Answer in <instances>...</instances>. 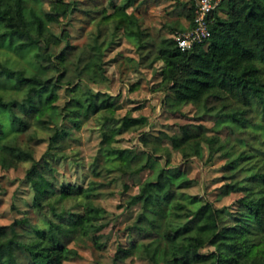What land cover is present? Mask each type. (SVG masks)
I'll use <instances>...</instances> for the list:
<instances>
[{
	"label": "trees",
	"instance_id": "16d2710c",
	"mask_svg": "<svg viewBox=\"0 0 264 264\" xmlns=\"http://www.w3.org/2000/svg\"><path fill=\"white\" fill-rule=\"evenodd\" d=\"M189 1L182 12L188 25H177L175 33L193 26L196 3ZM134 2L123 0L110 13L102 12L101 21L112 24V30L99 41V29L90 44L79 48L66 41V32L53 35L48 26L67 15L69 3L55 0L54 14L26 0H0V47L22 59L29 56L25 67L0 59V165L30 162L25 179L37 216L36 221L22 216L0 224V264H63L78 257L72 243L104 246L101 238L110 220L95 202L100 185L88 179L85 186H57L48 176L53 162H80L66 150L75 140L73 130L88 123L101 138L89 165L92 175H129L137 186L125 203L127 211L137 207L126 228L129 241L116 248L109 264H123L135 253L150 264H264V150L248 139L259 136L264 142L258 132L264 121V0H222L210 16L208 38L186 51L173 37L154 43L134 13ZM118 36L149 60L169 110L190 105L198 119L212 125L186 124L177 135L161 137L144 131L146 117H116V98L104 91L110 84L104 57ZM62 90L66 101L60 105ZM30 128V140L38 132L48 136L39 159L18 142ZM129 130L138 131L140 144H150L152 151L119 147L116 137ZM163 138L182 162L203 161L204 147L205 162L220 154L227 180L220 193L237 195L234 204L216 207L204 195L187 193L192 180L170 165L168 152L157 156ZM144 171L148 175L142 180Z\"/></svg>",
	"mask_w": 264,
	"mask_h": 264
},
{
	"label": "rangeland",
	"instance_id": "374dc122",
	"mask_svg": "<svg viewBox=\"0 0 264 264\" xmlns=\"http://www.w3.org/2000/svg\"><path fill=\"white\" fill-rule=\"evenodd\" d=\"M123 0H63L69 3L66 16H59V22L50 23V33L60 35L63 32L68 34L67 42L79 48L92 42L98 30H102L101 41L104 35L111 31L112 24L101 21L102 12L110 13L112 5H118ZM27 5H32L46 13H54L53 6L55 0H26ZM197 4L199 0H194ZM191 6L189 0H135L133 7L134 13L142 27L150 33L152 41L158 42L165 37H173L176 33L173 28L177 25L187 26L188 22L183 18V10ZM55 14V13H54ZM55 47L59 50L65 45ZM153 48L151 49V51ZM147 53V51L144 52ZM150 54L149 59L152 58ZM11 59L17 62L18 67L27 66V61L15 56L13 52L0 47V59ZM121 60L117 63L116 60ZM106 75L110 79V84L104 91L116 98V117H123L129 114L133 118L146 117L149 125L144 128L155 135H177L180 127L186 124H205L210 127L211 122L201 121L196 117L192 106H183L181 111H171L163 103V92L159 91L157 84L160 82L159 76L149 68V60H143L133 47L128 45L122 37H116L113 44L108 49L104 57ZM160 63L154 68H158ZM132 84H137L133 89ZM66 101L64 91H60L58 104L62 105ZM262 128L258 132L264 134V121L261 122ZM74 131L75 140L70 142L66 153H74L76 158H80L79 163L73 159L60 162H53L51 175L57 186L62 184H75L85 186L88 179H92L100 185L96 191L98 197L96 204L105 209V218L110 220V225L104 230L101 242L104 246L99 249L89 241H81L70 246L78 251V257L65 261L63 264H109L118 246H126L129 239L127 226L133 221V215L137 210L134 207L131 211L125 209L126 200L129 196L137 193V186L129 175L118 177V174H106L95 177L90 172V161L96 156L100 134L91 128V124L83 125L79 130ZM30 128L26 133L18 137V142L28 146L35 159L41 158L47 149V133L38 132L35 139L30 140ZM256 132L258 135L260 133ZM259 137V136H256ZM254 136L248 137L256 148L264 150V142ZM117 145L121 148L136 147L138 152L152 151L149 144L147 148L139 142L138 131H123L116 137ZM171 143L163 138L157 147V156L162 158L170 154V165L180 167L185 176L192 180L191 186L185 191L192 195H204L214 203L216 207L232 206L237 195H221L220 190L227 180L224 179L226 173L223 172L222 164L224 159L220 154L214 155V160L205 162L207 158V148L204 147V160L197 159L189 162H182L180 152L172 151ZM168 152V153H167ZM30 162H20L15 166L3 168L0 165V224L9 225L15 219L22 216H29L33 221L37 220L31 208L32 190L29 182L25 179L26 171ZM148 175L144 171L139 177L143 180ZM124 184L129 186L124 190ZM123 264H150L141 258L137 253L127 257Z\"/></svg>",
	"mask_w": 264,
	"mask_h": 264
},
{
	"label": "built area",
	"instance_id": "2783aa9c",
	"mask_svg": "<svg viewBox=\"0 0 264 264\" xmlns=\"http://www.w3.org/2000/svg\"><path fill=\"white\" fill-rule=\"evenodd\" d=\"M221 1L199 0L196 4L192 28L181 33H176L173 36L176 46L180 51L189 50L195 44L201 43L208 38L210 16Z\"/></svg>",
	"mask_w": 264,
	"mask_h": 264
}]
</instances>
